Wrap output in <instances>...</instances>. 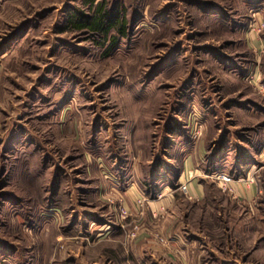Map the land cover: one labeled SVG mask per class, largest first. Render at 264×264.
<instances>
[{"label": "rangeland", "instance_id": "1", "mask_svg": "<svg viewBox=\"0 0 264 264\" xmlns=\"http://www.w3.org/2000/svg\"><path fill=\"white\" fill-rule=\"evenodd\" d=\"M99 11L121 33L74 27ZM262 22L264 0H0V264L157 263L136 246L167 247L169 197L191 258L264 264Z\"/></svg>", "mask_w": 264, "mask_h": 264}, {"label": "crops", "instance_id": "2", "mask_svg": "<svg viewBox=\"0 0 264 264\" xmlns=\"http://www.w3.org/2000/svg\"><path fill=\"white\" fill-rule=\"evenodd\" d=\"M260 153L264 154V144L262 145L260 149ZM191 174V173H190ZM246 176V173L244 172L242 174V178ZM186 178V183H188L187 187L190 193L193 196H188L192 197V200L188 201V197L185 196L183 198V201H188L190 203L195 204H200L203 200L206 199V195H201V189L200 186H197L196 184L193 183L190 179V175ZM256 187L253 186L249 190H246L244 187L239 185V190L240 193H237L236 196H239L240 198H250L255 195ZM135 200L133 201L134 205ZM180 201L177 199V197H169V198H164L163 200H158L149 205V212L147 220H150L149 222L153 221V215L156 213H160V210L163 208L166 209V213L168 214V217L166 218V228L167 232L164 234L166 236L165 241L167 242V247L164 245L161 246H155L152 245L151 242H145V234L141 233L140 235V242L137 244L136 247H139L142 252L148 253L149 255L156 254L158 255V258L156 257L155 259H158L157 263L152 261V260H147L144 259L141 263L143 264H201L198 262L196 259L191 258L190 255L188 254V249L184 248L183 246V238L175 235L174 233L176 232L175 227H174V221L177 219L176 217V210H178L179 206L177 203ZM127 206L131 205V203H126ZM134 210V208H133ZM175 231H174V230ZM99 231H103L105 236H111L114 234V231L111 230V227L109 225H106L104 228H102ZM149 241V240H148ZM164 241V242H165ZM159 244V243H158ZM165 247V248H164ZM159 253V254H158ZM153 258V257H152Z\"/></svg>", "mask_w": 264, "mask_h": 264}, {"label": "trees", "instance_id": "3", "mask_svg": "<svg viewBox=\"0 0 264 264\" xmlns=\"http://www.w3.org/2000/svg\"><path fill=\"white\" fill-rule=\"evenodd\" d=\"M74 27L81 31L83 29H88L90 32L96 35H101L104 39L107 37L108 32L111 29H115L120 32V27H115V23H113L108 16H105V13L99 11L95 17H93L90 22H78L74 25ZM115 40L113 39L112 45H115Z\"/></svg>", "mask_w": 264, "mask_h": 264}, {"label": "built area", "instance_id": "4", "mask_svg": "<svg viewBox=\"0 0 264 264\" xmlns=\"http://www.w3.org/2000/svg\"><path fill=\"white\" fill-rule=\"evenodd\" d=\"M249 30L251 33L253 34H257L258 36L260 34H262V32L264 31V22L260 23V24H252L251 26H249ZM260 93L262 95H264V86L259 90ZM218 180H221V181H228L227 178L223 175V176H219L218 177ZM141 204H142V201L138 200L137 201V205L139 207H141ZM121 215H125V212L123 210H121ZM162 240V239H161Z\"/></svg>", "mask_w": 264, "mask_h": 264}]
</instances>
